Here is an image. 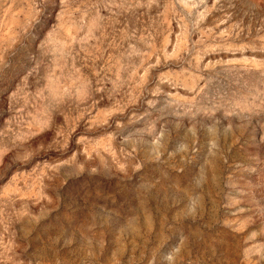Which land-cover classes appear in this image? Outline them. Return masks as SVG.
<instances>
[{
    "label": "rangeland",
    "instance_id": "obj_1",
    "mask_svg": "<svg viewBox=\"0 0 264 264\" xmlns=\"http://www.w3.org/2000/svg\"><path fill=\"white\" fill-rule=\"evenodd\" d=\"M0 264H264V0H0Z\"/></svg>",
    "mask_w": 264,
    "mask_h": 264
}]
</instances>
